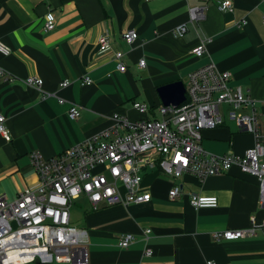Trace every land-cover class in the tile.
<instances>
[{"label": "crops", "instance_id": "0c3cea01", "mask_svg": "<svg viewBox=\"0 0 264 264\" xmlns=\"http://www.w3.org/2000/svg\"><path fill=\"white\" fill-rule=\"evenodd\" d=\"M219 1L0 0V43L11 50L9 56L0 55V69L11 76L0 79V114L10 135L9 141L0 135V196L12 200L36 184L31 152L43 159L57 156L111 127L115 114L129 121L159 118L158 88L184 83L188 74L210 62L229 72L230 86L239 87L260 109L264 0H231L232 12L218 10ZM192 6L204 9V19L193 25L187 15ZM48 13L56 22L45 32ZM184 23V36H174L175 28ZM128 30L138 34L132 45L121 38ZM105 32L110 49L101 53L97 41ZM200 41L206 42L205 52L196 58L191 51ZM117 51L123 53L124 73L116 70ZM142 59L145 66L139 68ZM86 75L91 84L81 85ZM30 76L42 79V91L49 96L25 84ZM64 80L70 85L61 88ZM133 102L147 104L148 113L136 112ZM72 104L80 106L75 120L68 118ZM252 145L251 134L240 132L231 121L202 132V147L213 155L244 156ZM173 185L181 186V194L169 200ZM141 187L151 195L149 203L92 210L84 199L85 206L77 205L74 211L71 205V224L87 233L89 264H264L260 232L246 239L212 238L214 232L262 223L254 177L232 168L204 180L190 174L175 179L155 166L144 172ZM191 194L215 196L218 204L194 209ZM124 234H132L134 240L122 249L118 243Z\"/></svg>", "mask_w": 264, "mask_h": 264}, {"label": "built area", "instance_id": "2783aa9c", "mask_svg": "<svg viewBox=\"0 0 264 264\" xmlns=\"http://www.w3.org/2000/svg\"><path fill=\"white\" fill-rule=\"evenodd\" d=\"M218 10L232 12L231 0H221ZM188 23L204 19V9L192 6L187 10ZM264 23V14L262 16ZM55 17L45 16L44 31L55 28ZM245 24L246 21H242ZM187 32L186 24L177 26L173 35L181 38ZM127 45H132L138 34L128 30L121 35ZM205 41L192 49L194 57L205 52ZM98 51L110 49V36L103 33L97 41ZM10 48L0 43V55L9 56ZM123 53L114 52L116 70L126 71ZM145 61L139 60L143 68ZM8 78L0 69V79ZM231 75L220 71L213 63L188 74L185 100L178 106L158 107L159 118L129 121L113 115V125L49 159L38 152L29 154L36 175V184L28 186L10 200L0 196V264H89L86 252L87 233L70 222V207L78 198H84L92 210L100 207L146 204L151 201L149 192L141 187L143 174L148 168L158 166L165 174L177 179L190 174L204 180L210 176L227 173L238 168L254 177L258 184V205L264 211V104L257 109L254 100L244 95L239 87L230 86ZM25 84L43 96L42 79L30 76ZM89 76H83L81 85H90ZM70 81L64 80L65 88ZM58 102L62 104L63 99ZM225 105L227 119L240 132L251 134L253 145L244 156L231 152L213 155L202 147V132L224 123L221 106ZM132 108L141 115L149 111L145 103L133 102ZM80 106L72 104L68 118L75 120ZM0 135L10 140L5 117L0 114ZM181 186L173 185L168 191L169 200H176ZM189 204L194 209L214 208L215 196L191 194ZM264 237V219L261 224L251 223L247 229L214 232L212 238L237 240L256 236ZM145 239L149 230L144 232ZM134 240L132 234L120 237L118 247L125 249ZM146 256L151 255L146 250ZM215 264V263H209Z\"/></svg>", "mask_w": 264, "mask_h": 264}, {"label": "water", "instance_id": "95a60500", "mask_svg": "<svg viewBox=\"0 0 264 264\" xmlns=\"http://www.w3.org/2000/svg\"><path fill=\"white\" fill-rule=\"evenodd\" d=\"M157 92L163 106H178L185 100V85L181 81L160 87Z\"/></svg>", "mask_w": 264, "mask_h": 264}, {"label": "rangeland", "instance_id": "374dc122", "mask_svg": "<svg viewBox=\"0 0 264 264\" xmlns=\"http://www.w3.org/2000/svg\"><path fill=\"white\" fill-rule=\"evenodd\" d=\"M184 83H186V80H184ZM221 113H222V116L224 118V121L225 122H229V120L227 119V116H226V108L224 106H221ZM73 203H74V206H73V211H74V209L77 208V205H79V206H85L86 201L84 200V198H78Z\"/></svg>", "mask_w": 264, "mask_h": 264}]
</instances>
